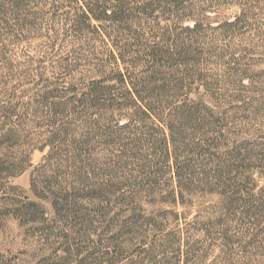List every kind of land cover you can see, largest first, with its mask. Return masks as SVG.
<instances>
[{
  "label": "rangeland",
  "instance_id": "obj_1",
  "mask_svg": "<svg viewBox=\"0 0 264 264\" xmlns=\"http://www.w3.org/2000/svg\"><path fill=\"white\" fill-rule=\"evenodd\" d=\"M187 5L132 15L114 35L132 58L147 45L181 64V87L160 100L187 107L173 131L131 109L83 113L97 124L65 113L70 137L50 149L42 97L92 87L112 25L82 18L79 0H0V264H178L179 247L183 264H264V0ZM139 138L130 151L172 140L169 162L150 158L153 177L122 152Z\"/></svg>",
  "mask_w": 264,
  "mask_h": 264
},
{
  "label": "trees",
  "instance_id": "obj_2",
  "mask_svg": "<svg viewBox=\"0 0 264 264\" xmlns=\"http://www.w3.org/2000/svg\"><path fill=\"white\" fill-rule=\"evenodd\" d=\"M185 1L186 0H79V3H82L80 7L82 18L85 20L91 18L95 21H108V23L112 25L110 32L100 31L98 33L100 36H103V40L104 36H106L111 42V49L109 51L110 58L108 59L109 64L101 66L103 69L101 72L94 73L90 81L92 87L76 101L69 99L67 101L51 103L50 99H58L59 94L56 92L47 93L42 97L41 103L46 104L49 112L52 114V117L47 121L48 126L55 127V131L46 139L45 146L51 149L56 142L61 141V143H64L70 137L69 133L60 130L67 126L69 119H57L60 115L65 113L82 114L73 120L74 123L88 122L89 124L90 122V124H97L98 122H103L104 118L99 115V117L95 116L94 119H90L89 116L83 113L88 111L100 113L106 110L119 109L126 111L131 109L133 112L136 111V113H140V115L150 120H157L159 123L158 126L163 125L161 130L167 129L168 131H173L172 124L175 121L176 115L180 111H186L187 107H173L171 104L163 105L160 100L165 95L161 94L162 92L169 95L171 91H177L181 87V85L179 86V76H177L179 71L178 68L181 64L175 61L173 62L167 52L166 59L161 48H155L151 51L147 45H140L141 47L139 49L141 50H138L135 57L132 58L130 55L135 54L133 48L126 44L118 46V44H123V42L116 40L114 35L118 37V35L122 34V29L118 28V25L127 22L132 15L152 16L154 13H159L165 16L174 11L183 12L182 10L188 7V5L183 7ZM130 3H132L133 6H131ZM187 11L188 10H185V13ZM186 30L189 33L192 32L188 28ZM112 37L115 40L114 42L113 40L111 41ZM107 65L111 70L110 72L104 71ZM105 72L108 74H105ZM105 83H112L114 85L102 87L101 85ZM171 85L172 89H170ZM99 86L101 87L98 88ZM106 94H109L111 98H106ZM120 99H122V101L118 102ZM165 106L170 110L175 109L173 117L166 120L168 121L167 123L164 122L158 114L159 109L165 110ZM15 111L16 110L9 115V118L15 115ZM70 125L68 124V126ZM2 137L3 136L0 135V139ZM138 140L139 141L133 144L123 145L122 152L125 151L123 154L127 155L131 160L144 162V169L149 166L153 167L150 173L158 174V172H156L157 170L154 171V167L158 165V162H153L150 158L155 156L162 159L164 162H169L173 154H171L170 151V146H173L172 140L167 141L166 139H162L160 143H151L145 142V139H143V142L146 143L144 145L146 151H130L131 147L138 146V144L141 143L142 139L139 138ZM156 174H152V177ZM173 178H176L175 186L180 189L181 184L178 182L180 179L178 171H174ZM217 183L221 184L220 182ZM223 185L227 184L225 183ZM175 190H177L176 187ZM243 192L241 188H235V196ZM89 198L91 199V196H89ZM255 210L256 208L252 212H249L250 210H245L243 214L247 217L254 214ZM177 258L178 264H183V262L187 263L189 259L188 252L182 251L179 247Z\"/></svg>",
  "mask_w": 264,
  "mask_h": 264
}]
</instances>
